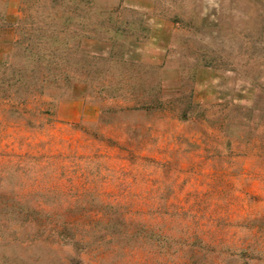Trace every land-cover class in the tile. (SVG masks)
Listing matches in <instances>:
<instances>
[{
  "label": "rangeland",
  "instance_id": "1",
  "mask_svg": "<svg viewBox=\"0 0 264 264\" xmlns=\"http://www.w3.org/2000/svg\"><path fill=\"white\" fill-rule=\"evenodd\" d=\"M0 264H264V0H0Z\"/></svg>",
  "mask_w": 264,
  "mask_h": 264
}]
</instances>
